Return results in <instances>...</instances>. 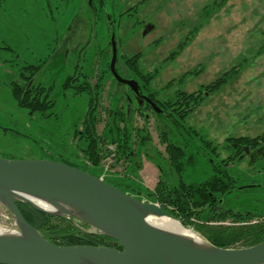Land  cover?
Segmentation results:
<instances>
[{"label": "rangeland", "instance_id": "1", "mask_svg": "<svg viewBox=\"0 0 264 264\" xmlns=\"http://www.w3.org/2000/svg\"><path fill=\"white\" fill-rule=\"evenodd\" d=\"M214 2L216 0H154L139 17L132 11L131 15L121 19L128 23L125 28L116 30L118 57L122 54L132 56L141 53L139 66L142 72H158L151 82L152 90H161L174 80L168 92H160L159 97L167 94L172 96L178 89L195 92L226 71L235 69L237 73L234 72L235 76L221 90L211 94L206 92L205 99L180 123L183 126H178L171 120L165 121L168 118L163 115L157 119L149 112V119L145 120L141 114H135V123L140 127L146 125L149 131L150 146L145 149L149 154L142 151L141 166L137 173L130 172L125 162L116 164L112 169L117 175L131 177L143 187L155 189L164 173L153 156L156 153L162 157L167 155L165 145L161 142L165 122L170 126V140L187 144L188 152L194 154V163L186 164L182 174L186 181H198L207 176L203 169L204 157L200 152L202 148L208 147H202V137L221 145L227 136L256 137L264 133V0H226L223 4L221 0H217V5ZM12 4L8 10L7 30L12 33V43L16 48L14 51L29 57L31 61L44 58L45 66L40 82L46 88L52 86L49 97L54 100V105L47 109L51 113L48 117L38 112L31 115L28 109L18 104L12 93L8 84L12 76L3 73V67H0V156L15 159L56 156L55 158L61 160L60 156L63 155L74 164L81 162L82 156L80 154L79 157L74 146V128L88 108L89 96L73 95L74 89H64L63 84L71 75H76L75 80L78 83L85 76L90 78L109 68L107 61L111 60V35L99 16L94 29L76 30L73 40L79 39L80 45L65 54V49L56 46V29L54 31L52 22L65 26L76 16L81 20L83 16L86 17L85 5L81 2L78 4L77 1L63 0L59 9L46 12L42 9L43 0H12ZM212 4L213 9L204 10L205 6ZM95 5H98L97 1ZM150 12L153 13L147 20L153 21L156 27L145 34L142 19H146L145 15ZM194 28L197 30L192 36ZM187 36L190 38L189 44L176 58L166 60ZM89 39L90 42L86 45ZM118 61L121 76H134L141 80L140 75L122 64V60ZM96 75L91 79L92 83L96 81ZM104 75L107 82L100 104L99 133L105 127L112 105L119 106V101L123 99L116 90L126 87L125 84L116 82L109 73L105 72ZM221 153L225 155V152ZM107 163L105 160L104 164ZM263 165V160L252 164L243 161L240 163V173L242 169L248 173L253 167L260 169L262 166L264 169ZM115 172H111V175H115ZM170 172L175 176L173 170ZM242 180L243 178L239 182ZM263 188H251L248 192L255 190V194L260 195ZM258 219H264V214L252 221L257 222ZM73 223L86 231L96 233V229L88 224L86 226L78 219L73 220ZM0 225L18 229L13 215L1 203ZM197 225L202 226L193 220L191 226L185 227L202 239H207L204 233L208 229L243 226L212 225L208 226L211 228L203 227L206 231L200 232L196 229Z\"/></svg>", "mask_w": 264, "mask_h": 264}, {"label": "water", "instance_id": "2", "mask_svg": "<svg viewBox=\"0 0 264 264\" xmlns=\"http://www.w3.org/2000/svg\"><path fill=\"white\" fill-rule=\"evenodd\" d=\"M154 28L149 26L144 33ZM111 43L112 75L140 97L139 82L124 78L116 68L119 57L114 33ZM144 98L155 111H162ZM30 197L46 201L53 210L37 205ZM18 201L44 213L78 219L96 233L119 241L123 248L55 244L25 219ZM0 203L18 227L0 226V264H264V240L246 247H220L208 239L196 240L157 227L149 217L166 216L183 223L158 203L141 200L67 162L0 156Z\"/></svg>", "mask_w": 264, "mask_h": 264}, {"label": "trees", "instance_id": "3", "mask_svg": "<svg viewBox=\"0 0 264 264\" xmlns=\"http://www.w3.org/2000/svg\"><path fill=\"white\" fill-rule=\"evenodd\" d=\"M221 1L223 4L226 0ZM214 5H217V0L214 2ZM214 5H207L204 7V10L208 8L213 9ZM196 30L197 29L194 28L191 33L192 36L196 34ZM189 42L190 38L187 36L177 48L170 53L166 60L176 58ZM141 57V53H136L132 56L122 54L119 60H122V64L127 69L140 75V83L142 86L149 91H154V95L151 94L152 99L163 110L161 115L170 118L171 121L178 126H183L180 123H183L195 110L197 105L205 99L206 92L211 94L221 90L237 73L235 69L226 71L214 81L207 85H203L195 92H186L182 89H178L172 96L159 97L160 92L170 88L174 80L172 82L170 81L161 90H152L150 85L152 80L158 75V72L143 73L139 66ZM109 62L110 59L107 61L108 67ZM117 70L121 74L119 67H117ZM105 72L112 76L108 68L96 75V81L94 83L88 79L80 81L78 79L79 82L76 83V75H71L63 84L64 89H74L73 95L87 94L89 96L88 108L82 120L78 122L74 128V138L76 139L74 146L77 148L78 152L81 153L82 161L75 162L74 164L72 163L73 161L63 157L61 154V160L55 158L56 156L48 159L70 163L100 177L99 171L102 159L107 153H110V150L106 146L109 143H113L116 145V160L126 161L129 165V171L137 173L141 166V153L150 146L149 142L151 140L146 125L140 127L135 124L134 116L138 110L140 111V108L137 106V111H135L132 109H125L124 105L121 107H111L103 131L101 133L98 131L101 98L107 82L106 76L104 75ZM193 72L198 73L199 71ZM186 74H188V72L185 73V75ZM17 85L20 87L16 88L13 86L12 91L21 107L28 109L31 115L37 112L45 117L51 115V113L47 112V109L54 105V100L49 97L52 86L49 88L45 86L39 88V85H32L31 88L26 90V86L28 85L27 82L24 81ZM140 114L146 117L145 112H140ZM144 119L147 120V118ZM196 134L199 135L197 132ZM262 138H264V133L253 138L250 136L239 137L241 141H245L246 143L249 141L257 142ZM161 142L165 145L167 155L166 157H162L156 153L153 156L157 166L164 173L161 175V179L155 189L151 190L147 187H143L141 183L128 176L117 179L105 178V180L141 200L159 203L163 209L180 220L184 226H191L193 224V219H204L201 211L198 210L199 206L206 201L212 200L217 194L224 193L227 188H229L227 178L214 174L210 176L206 183L194 182L189 184L182 175L186 166L188 145L170 140L167 131L161 132ZM202 142L207 145L211 144V142L203 137ZM63 148L67 151L66 147ZM145 151L149 154L147 150ZM170 170H173L175 176L172 175ZM205 185L208 186L207 189H205ZM211 191L212 193H210ZM17 204L25 219L36 227L46 239L55 244L104 245L120 250L123 248L121 243L114 238L86 231L85 228H82L78 224H74L73 220L69 218L41 212L30 204L22 201H18ZM239 220L242 221L245 219ZM84 224L88 226L86 223ZM196 229L200 232L205 230L203 226L200 225H197ZM205 233L204 235H206V238L211 243L220 247H246L264 240V227L259 225H243L232 229L220 227L218 229H208L207 233Z\"/></svg>", "mask_w": 264, "mask_h": 264}, {"label": "flooded vegetation", "instance_id": "4", "mask_svg": "<svg viewBox=\"0 0 264 264\" xmlns=\"http://www.w3.org/2000/svg\"><path fill=\"white\" fill-rule=\"evenodd\" d=\"M63 0H43L44 4L42 9L44 11L53 12L55 9H59V4ZM77 1L78 4L81 2L86 6L85 12L86 17L80 20L77 16L72 19L69 23L65 24V26H61L58 24H53L55 31V42L57 47H62V49L66 50L67 54L69 51L75 50L77 46L80 45L79 39L73 40L74 34L77 29L82 28L84 31L95 28L96 19L100 16L104 21L105 29L112 34H115L116 41V30L125 28L127 26L128 21L121 20L123 16L131 15V12L134 11L140 16V13L144 12L145 9L150 7L154 0H72ZM97 1L98 5H95ZM109 1V2H108ZM70 2V1H68ZM108 2V3H107ZM9 5L12 7V0H0V67L2 68L3 73H7L12 76V79L8 82L10 84L11 90L14 87H20L17 84H21L22 82H27L26 90L32 87V85L42 87V83L40 82V77L43 73V67L45 66L44 58H37L35 61H31L29 57H25L21 53H15V47L13 46V38L12 33L7 30V22L9 21ZM118 8V11H115ZM111 9L114 10L111 12ZM121 9H123L121 11ZM153 13V12H152ZM149 14H146V19H142L144 21V28L149 26H153L154 23L151 20H147ZM47 16H45L46 18ZM118 17V18H116ZM144 17V18H145ZM48 18V17H47ZM54 18V17H52ZM156 27V25H155ZM59 29V31H58ZM62 29V30H61ZM155 29V28H154ZM90 42V39L86 41V45ZM117 44V41H116ZM111 58H112V43L111 40L109 42ZM14 47V48H13ZM85 47L82 49L84 50ZM81 49V50H82ZM118 49V46H117ZM20 52V51H19ZM32 59V58H31ZM119 60V59H118ZM111 61V60H110ZM116 64V68L119 65V61ZM110 69V62H109ZM16 70V71H15ZM111 71V70H110ZM97 74V73H96ZM95 74V75H96ZM95 75L93 77H95ZM113 76V75H112ZM93 77H86L84 79H88L91 81ZM114 78V76H113ZM139 82L141 94L140 97L137 96L134 91L126 85L124 89L118 88L116 90L119 91L121 96L123 97L120 100V105L125 106V109L135 110L137 111V106L140 108L136 112L140 114V112H145L146 117L149 119V112L156 116L157 119H160V115L163 113L162 111H155L152 105L144 98L147 97L152 99V95L154 91L147 90L140 83V79L133 76ZM115 79V78H114ZM132 79V78H129ZM155 79V78H154ZM117 82V80L115 79ZM108 88H111L108 85ZM169 89L164 90L166 92ZM111 92V91H110ZM168 92V91H167ZM13 93V91H12ZM154 95V94H153ZM165 96V95H164ZM168 96V94L166 95ZM155 102V101H154ZM156 103V102H155ZM157 104V103H156ZM158 106V105H157ZM112 107H115L112 105ZM159 107V106H158ZM160 108V107H159ZM164 119V118H163ZM165 121L171 120L170 118L164 119ZM136 124V123H135ZM137 125V124H136ZM163 131H167L169 134L170 126L169 124H164ZM240 137V136H239ZM238 136H227L224 139V143L218 145L220 143H216L213 140H208L211 142L210 145L204 144L202 147V151L200 155L204 157V172L207 173L205 178H202L198 181L190 180L187 181L189 184L200 182L206 183L207 180L212 175L225 176L228 181L229 188L224 193L217 194L212 200L206 201L202 203L198 210L201 211V214L204 216V219H193L202 224L203 227L211 228L208 226H222L223 224L228 225H259L264 227V219H258L257 222L252 221L255 217H261L264 214V191L262 194H255L256 192L251 191L248 192L249 189H257L260 187H264V169L260 166V169H252L245 173L242 169V175L240 173V163L247 162L252 164L255 161H264V138L256 141H249L246 143L245 141H241ZM253 138V137H252ZM110 146H114V150L110 149ZM110 153H107L105 157L102 159L100 164V177L103 176L104 161L107 157L112 156V162L108 167V172L105 178H123L124 176L117 175L115 171H113L112 167L120 162H125L123 160L117 161L115 158V148L116 145L113 143H109L106 146ZM221 148V149H220ZM225 152L223 155L221 152ZM80 157V152L78 153ZM82 158V157H81ZM195 158L194 154L188 152L186 156V164L194 163ZM128 164V163H127ZM129 166V165H128ZM127 166V168H128ZM264 166V165H263ZM111 172H115V175H111ZM209 172V174H208ZM263 176V178H261ZM241 178H243L242 182ZM222 181V180H221ZM159 182V181H158ZM157 182V184H158ZM157 186V185H156ZM205 189L208 188L205 185ZM264 189V188H263ZM212 193V191L210 192ZM201 215V216H202ZM212 218V219H210ZM245 219V220H239Z\"/></svg>", "mask_w": 264, "mask_h": 264}, {"label": "bare ground", "instance_id": "5", "mask_svg": "<svg viewBox=\"0 0 264 264\" xmlns=\"http://www.w3.org/2000/svg\"><path fill=\"white\" fill-rule=\"evenodd\" d=\"M33 202H35L37 205L47 209V210H53V207L47 203L44 200L35 198V197H30ZM148 220L155 226L166 229L168 231L183 235V236H188L195 238L198 240L199 236L196 235L192 230L187 229L184 227L181 223H179L176 219H173L171 217H149Z\"/></svg>", "mask_w": 264, "mask_h": 264}, {"label": "built area", "instance_id": "6", "mask_svg": "<svg viewBox=\"0 0 264 264\" xmlns=\"http://www.w3.org/2000/svg\"><path fill=\"white\" fill-rule=\"evenodd\" d=\"M110 149L113 151L114 150V146H110ZM106 161H108V163L106 165L104 164V168L105 169H103V176L101 177L103 179H104V176H106V174L108 172L107 170H108V167H109L110 163L112 162V156L107 157ZM1 227H4V226H1ZM5 228L10 229L9 227H5Z\"/></svg>", "mask_w": 264, "mask_h": 264}]
</instances>
